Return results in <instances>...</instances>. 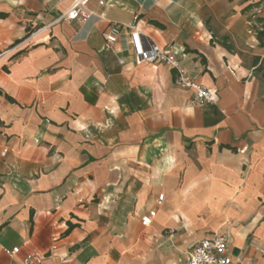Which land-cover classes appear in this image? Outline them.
Here are the masks:
<instances>
[{
    "label": "crops",
    "instance_id": "1",
    "mask_svg": "<svg viewBox=\"0 0 264 264\" xmlns=\"http://www.w3.org/2000/svg\"><path fill=\"white\" fill-rule=\"evenodd\" d=\"M102 1L82 21L61 17L71 0H0V264H185L214 234L233 264H264V78L237 46L264 0ZM110 22L175 52L212 100L136 64L127 28L107 47Z\"/></svg>",
    "mask_w": 264,
    "mask_h": 264
},
{
    "label": "built area",
    "instance_id": "2",
    "mask_svg": "<svg viewBox=\"0 0 264 264\" xmlns=\"http://www.w3.org/2000/svg\"><path fill=\"white\" fill-rule=\"evenodd\" d=\"M89 0H71L69 7L62 14L65 20H82L88 19L91 13L85 10V5ZM98 4L102 5V0H97ZM129 31V44L135 59L136 64H164L173 68L177 75L178 81L188 87L194 89L193 93L196 98L206 101L212 100L211 92L204 85H193L185 75V69L179 64L176 53L166 47H161L155 43L150 37L140 33L135 26L125 27L124 25L110 22L101 32V36L105 41L107 47L116 44L124 29ZM44 27L36 29L31 36L42 31ZM123 64V59L119 60ZM6 150L4 149L3 152ZM158 201L163 198V194L158 195ZM155 217V210H149L146 214L141 216L140 222L143 226H149ZM18 248L13 247L6 252L13 255ZM21 264H36L34 256L27 254L22 260ZM185 264H233L232 258L227 254V237L225 234H214L209 238L201 239L196 242L187 254Z\"/></svg>",
    "mask_w": 264,
    "mask_h": 264
},
{
    "label": "trees",
    "instance_id": "3",
    "mask_svg": "<svg viewBox=\"0 0 264 264\" xmlns=\"http://www.w3.org/2000/svg\"><path fill=\"white\" fill-rule=\"evenodd\" d=\"M255 6H258V3L255 4ZM249 8H251V5L246 6L241 12L247 11ZM6 16L5 13H0V18H4ZM248 21L251 22V30L252 34L257 41V45L259 48L263 49L264 51V17H249ZM19 40H16L15 42H18ZM227 50L234 51L232 47L227 46ZM238 54L241 56V59L243 60L244 65L251 66L254 71L260 73L261 77L264 78V52L263 54H256V55H249L247 53H241L238 52ZM2 94V90L0 88V95ZM7 100L10 102H14L13 99L7 95H4Z\"/></svg>",
    "mask_w": 264,
    "mask_h": 264
},
{
    "label": "rangeland",
    "instance_id": "4",
    "mask_svg": "<svg viewBox=\"0 0 264 264\" xmlns=\"http://www.w3.org/2000/svg\"><path fill=\"white\" fill-rule=\"evenodd\" d=\"M251 26L252 24L250 23L249 25L248 24H245L244 22H242L240 24V26L237 28V31L239 32V34L242 36L243 40H240L237 42V46L244 50L245 53L247 54H251V53H257V54H263V49L259 48L258 45H257V41L255 42H251V39H250V36L252 34V30H251ZM250 30V32H249ZM35 31V28H32L29 30V32L27 33V36H30L33 32ZM249 44H254V47H250ZM141 213H138V215H132L131 216H126L124 218H120V219H117V222L118 221H121L122 222V226H127V225H131L137 221H139V216H140ZM213 220V219H212ZM167 253L165 254H169L170 255V251H165ZM178 253L182 254L181 251H177ZM168 256V255H167Z\"/></svg>",
    "mask_w": 264,
    "mask_h": 264
}]
</instances>
